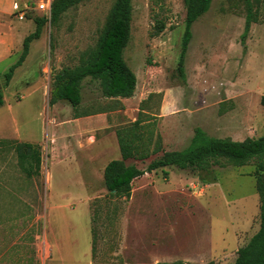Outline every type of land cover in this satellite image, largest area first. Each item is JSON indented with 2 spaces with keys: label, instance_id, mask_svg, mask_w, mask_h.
Segmentation results:
<instances>
[{
  "label": "rangeland",
  "instance_id": "1",
  "mask_svg": "<svg viewBox=\"0 0 264 264\" xmlns=\"http://www.w3.org/2000/svg\"><path fill=\"white\" fill-rule=\"evenodd\" d=\"M113 1L81 0L55 23H44L23 66L1 88L0 137L18 131L40 146L41 156L30 190L13 161L24 190L16 198L22 210L12 216L21 221L20 237L5 247L0 241V264H233L237 249L259 228L255 160L199 172L158 168L133 180L129 199L110 194L103 168L120 158L116 131L138 115L141 124L127 137L138 139L136 155L146 158L125 162L141 169L164 151L186 147L196 128L233 140L264 134V0H212L191 25L182 74L183 0H131L123 58L136 75L133 95L103 97L99 81L85 77L76 110L93 116L70 121L75 110L62 100L53 115H61L63 130L47 150L42 94L28 93L31 86L24 82L39 78L45 94L54 73L76 66L80 54L96 44ZM249 11L254 21L244 32ZM42 14L35 9L22 21L10 17L19 24L17 53L0 61V73L16 61L21 38L34 31ZM160 20L164 27L157 32ZM5 198L0 194V208Z\"/></svg>",
  "mask_w": 264,
  "mask_h": 264
},
{
  "label": "trees",
  "instance_id": "2",
  "mask_svg": "<svg viewBox=\"0 0 264 264\" xmlns=\"http://www.w3.org/2000/svg\"><path fill=\"white\" fill-rule=\"evenodd\" d=\"M81 0H52L50 15L43 13L35 19L34 31L27 34L22 41L21 52L8 69L3 73L4 83L0 85V106L3 105L2 87L8 85L14 70L25 60L30 43L39 38L44 23H55L69 8ZM212 0H183L185 6V30L182 38L178 70L183 73L184 54L191 37V25L208 9ZM33 11V10H32ZM26 13V17L30 12ZM132 13L131 0H114L106 21L100 31L96 44L85 49L79 57V63L74 67L62 66L51 77L48 104L58 100H67L74 108L73 117L90 113L77 112L82 100V80L90 77L99 81L101 96L107 98L131 97L136 86V75L128 67L123 58V49L130 38V21ZM254 20L251 11L245 21L244 32H247ZM157 32L162 31L164 23L160 20L156 25ZM264 105V96L261 98ZM141 111L139 112V114ZM141 117L136 118L131 126L117 130L116 136L120 150V158L111 159L103 168V180L110 194L129 199L132 191V181L158 168L173 166L180 170L193 172L207 171L213 166L223 167L225 163L242 166L255 160V188L259 196V228L248 242L236 251L233 264H264V134L258 137H246L233 140L225 137L209 136L201 128H196L189 144L179 150L164 151L159 157L152 159L145 168L125 161L129 158H146V155H136L138 139L127 135L141 124ZM131 139V140H130ZM38 165V158H37ZM95 248V235L92 231V251ZM155 264H188L182 261L157 262Z\"/></svg>",
  "mask_w": 264,
  "mask_h": 264
},
{
  "label": "crops",
  "instance_id": "3",
  "mask_svg": "<svg viewBox=\"0 0 264 264\" xmlns=\"http://www.w3.org/2000/svg\"><path fill=\"white\" fill-rule=\"evenodd\" d=\"M22 1L23 0H0V61L8 60L14 54L17 53L16 47H15V41L17 40L15 31L18 28L19 24H12L10 17L15 18L12 15L13 3L14 2L22 3ZM15 20L22 21L16 18ZM24 37H22L21 39H24ZM25 60L18 67L21 68ZM4 72L0 74L2 75ZM14 72H13L12 78L14 76ZM24 83L25 85H28V87L31 86L30 92L28 93L41 92L42 94L40 98L44 100V105L46 108V115H45L46 122L44 125L45 126V141L44 142L46 144L44 146H45V149L47 150L50 149V147L53 148V146L50 144V139L55 137L58 134L59 130H63L62 129L63 126L60 125L58 127V125L62 122L61 115L59 116L53 115V110L56 111V107L62 105L61 103L62 100H58L54 104L49 105L48 100H49L50 89L46 91L44 94V91L41 88L42 86L40 85L39 78H34L32 81H28ZM24 95L25 94H21L20 98L22 99ZM116 98L118 99L120 98L119 100H122L121 98H126V97H116ZM3 99H4V95H3ZM51 107L52 109L50 110ZM71 109H73L74 111L73 107ZM82 112L90 113V111H87V110H84ZM103 114H104V117L107 118L108 116L107 113H103ZM92 116L93 114L90 113V114L79 116L76 118L73 117L69 120L70 121L75 120L74 122H80L81 120H84L85 118H91ZM15 134L16 136H12V137H7V138L0 137V194L4 196L6 195V198L4 199L3 204H2L3 207L0 208V241H3L2 243L3 247L6 246L7 241H13L12 245L15 244V241H19L18 238L20 237V235H17L18 234L17 229L20 228L21 221H17V218L15 217L14 219L12 216H14L17 212H20L19 210H22L16 198L22 197L23 196L22 192H24V190L20 189L22 181L20 180L18 181L17 179V177H19V174L16 173V167L13 166V161H15L16 159L18 168L21 169V172L24 174L26 178L24 182L29 184L28 187L30 190V188H32L31 186L32 177H34L37 174V158L39 157L38 155L41 156V149L38 144L33 143L32 140L22 139L21 136H19L18 131L15 132ZM26 183H24V185H26ZM29 194H33V193H29ZM28 197L30 199L35 198L36 194H33V196L29 195ZM26 207H27V210L31 211V202H28ZM4 250L2 254H0V260L3 256Z\"/></svg>",
  "mask_w": 264,
  "mask_h": 264
},
{
  "label": "built area",
  "instance_id": "4",
  "mask_svg": "<svg viewBox=\"0 0 264 264\" xmlns=\"http://www.w3.org/2000/svg\"><path fill=\"white\" fill-rule=\"evenodd\" d=\"M52 0H23L22 3L14 2L12 15L18 19L23 20L26 18V13L28 11L40 10L46 15H50Z\"/></svg>",
  "mask_w": 264,
  "mask_h": 264
}]
</instances>
